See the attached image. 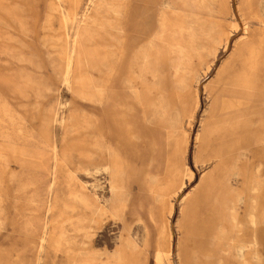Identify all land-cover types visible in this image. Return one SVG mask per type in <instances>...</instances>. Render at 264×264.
Masks as SVG:
<instances>
[{
	"label": "rangeland",
	"instance_id": "rangeland-1",
	"mask_svg": "<svg viewBox=\"0 0 264 264\" xmlns=\"http://www.w3.org/2000/svg\"><path fill=\"white\" fill-rule=\"evenodd\" d=\"M261 88L264 0H0V264H264Z\"/></svg>",
	"mask_w": 264,
	"mask_h": 264
},
{
	"label": "crops",
	"instance_id": "crops-1",
	"mask_svg": "<svg viewBox=\"0 0 264 264\" xmlns=\"http://www.w3.org/2000/svg\"><path fill=\"white\" fill-rule=\"evenodd\" d=\"M255 91L252 94V99L250 100V103H248L249 108L247 111H249V113L247 114H249V119H251V116H252V119L255 117V119L258 121L257 125L259 126L261 122L263 121L264 88H261ZM263 141H264L263 138L259 140V142H263Z\"/></svg>",
	"mask_w": 264,
	"mask_h": 264
},
{
	"label": "bare ground",
	"instance_id": "bare-ground-1",
	"mask_svg": "<svg viewBox=\"0 0 264 264\" xmlns=\"http://www.w3.org/2000/svg\"><path fill=\"white\" fill-rule=\"evenodd\" d=\"M242 128H243V125H242ZM109 133V132H108ZM144 134L146 135V132H144ZM110 139V138H109ZM111 140V139H110ZM150 140H152V136H151V138H150ZM6 144V143H5ZM7 146V145H6ZM8 148H10L9 146H8ZM1 150V149H0ZM3 151V150H2ZM8 153V152H7ZM5 160H7V159H5ZM1 176V175H0ZM0 178H2V177H0ZM159 263H160V261H159Z\"/></svg>",
	"mask_w": 264,
	"mask_h": 264
}]
</instances>
